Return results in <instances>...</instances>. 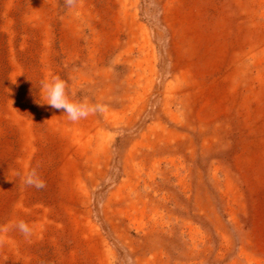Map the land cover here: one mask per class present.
Instances as JSON below:
<instances>
[{
    "label": "rangeland",
    "instance_id": "rangeland-1",
    "mask_svg": "<svg viewBox=\"0 0 264 264\" xmlns=\"http://www.w3.org/2000/svg\"><path fill=\"white\" fill-rule=\"evenodd\" d=\"M0 264H264V0H0Z\"/></svg>",
    "mask_w": 264,
    "mask_h": 264
},
{
    "label": "clouds",
    "instance_id": "clouds-1",
    "mask_svg": "<svg viewBox=\"0 0 264 264\" xmlns=\"http://www.w3.org/2000/svg\"><path fill=\"white\" fill-rule=\"evenodd\" d=\"M75 2L76 0H66V4L69 8L73 7ZM37 94L39 97V102L37 100V103L51 106L56 110H61L68 121L73 123L87 118L90 114L104 111V106L102 104H92L87 100L80 101L74 99L75 93H70L67 82L59 76L40 80ZM21 179L25 185L30 187L40 189L45 186L43 180L35 170L28 172ZM19 229L25 235L30 234V228L23 222L19 224Z\"/></svg>",
    "mask_w": 264,
    "mask_h": 264
},
{
    "label": "trees",
    "instance_id": "trees-1",
    "mask_svg": "<svg viewBox=\"0 0 264 264\" xmlns=\"http://www.w3.org/2000/svg\"><path fill=\"white\" fill-rule=\"evenodd\" d=\"M30 108V107H29Z\"/></svg>",
    "mask_w": 264,
    "mask_h": 264
}]
</instances>
